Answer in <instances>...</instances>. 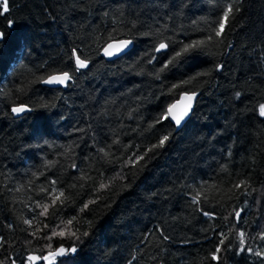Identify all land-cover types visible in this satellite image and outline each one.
Wrapping results in <instances>:
<instances>
[{
    "label": "trees",
    "instance_id": "16d2710c",
    "mask_svg": "<svg viewBox=\"0 0 264 264\" xmlns=\"http://www.w3.org/2000/svg\"><path fill=\"white\" fill-rule=\"evenodd\" d=\"M228 3L240 11L222 39L155 79L182 43L209 35ZM8 9L3 13L0 0V260L45 255L49 241L29 233L47 224L40 237L53 229L79 237L51 240L53 249L77 248L55 264H264L239 251L237 235L245 232V247L264 251V0H8ZM110 35L132 39L133 47L108 63L100 54ZM162 38L170 48L153 53ZM74 48L89 61L79 71ZM145 53L157 59L149 64ZM60 71L73 75L65 89L42 87L40 78ZM184 91L197 100L183 128L168 120L149 128ZM21 103L31 111L16 118L11 108ZM163 135H170L163 148L125 166ZM241 179L247 187L234 189ZM52 180L65 192L63 204L37 194ZM201 185L207 200L199 207L212 217L191 202ZM36 201L50 205L46 216ZM220 233L228 238L213 261Z\"/></svg>",
    "mask_w": 264,
    "mask_h": 264
},
{
    "label": "snow or ice",
    "instance_id": "6c2138e0",
    "mask_svg": "<svg viewBox=\"0 0 264 264\" xmlns=\"http://www.w3.org/2000/svg\"><path fill=\"white\" fill-rule=\"evenodd\" d=\"M2 8H3V13L8 12V0H2ZM240 11V8L236 6L233 3H228L226 7L224 8L222 15L218 18L217 22L212 26L211 32L209 35L202 39H197L193 40L189 43H182L181 47L179 48L178 51H175L170 58L156 71L153 73V76L155 79L159 80L160 79V74L169 69V67L173 66L177 61L181 60L183 57L186 55H189L190 53L193 52H198V51H204L209 47L211 43L219 42L223 34L225 33L226 27L228 25V22L231 17H233L234 12L238 13ZM2 14V13H0ZM116 21H114L115 23ZM12 21H9V26L11 27ZM131 26L132 28L136 27V21H131ZM195 23V21H194ZM149 35L153 34L151 32L147 33ZM157 34L162 35V29L157 30ZM5 34L3 32H0V40L4 39ZM133 43L132 39H116L114 36L109 37V42H107L104 47L102 48L103 55L106 57H113V56H118L119 54L123 53L131 44ZM170 48V38H162L159 40V43L154 45L153 47V53H164ZM72 57L75 60V70L79 71L80 69L86 68L88 66V59L84 58L82 59L80 55L77 54V50L74 48L72 50ZM145 56H149L150 58L148 59V63L151 64L153 63L157 57L155 54L152 53H145ZM132 67V66H130ZM221 66L217 65V69H219ZM143 71V70H141ZM199 75H207V73H198ZM73 79L72 73L69 71H60V72H54L50 73L45 77L40 78L41 83L44 84H57V85H64L68 86V82ZM191 79H195V77L190 78L189 81H182L181 84L179 85H172L169 88V92L172 93L174 92L177 88L182 87L184 84H187L191 81ZM20 91L21 89H17ZM240 93H237V96H239ZM196 96L195 92H192L189 94L187 91L181 92L180 93V100L176 101L174 103H171L167 106V108L156 118L154 124H150L149 128H152L155 126V124L162 123L164 120H172L175 122L177 126L181 124V122L187 117L191 111L192 108V101L194 97ZM48 105H44V107H47ZM12 113L14 114H20L25 111H31L25 104H19V105H14L11 108ZM258 112L261 117H264V103L260 104L258 107ZM170 135H163L158 139V142L156 144L151 145L150 148L144 150L143 154L139 155H134L133 157H129L128 160L125 162V166L131 165L132 167H136L140 163V161L145 160V158L148 156V153L152 152L154 153L156 149L158 148H163L165 144L169 141ZM113 143H118V141H113ZM67 151V150H66ZM99 152L103 153L104 157L109 156V152H107L104 148H100ZM48 165H51L52 162L48 161L46 162ZM73 168L76 167L75 164L72 165ZM35 175V174H33ZM79 179L81 180H90L92 179L91 177H88L86 174H82ZM57 181L52 180L50 181V188L42 186L40 187L38 191V195L40 193H45L50 199H51V205L55 206L57 202L59 201L60 204H63L67 197H65V192L63 189H57L56 187ZM248 185V181L241 179L238 183L233 185L234 189H245ZM83 186V185H82ZM108 187V185L101 183L99 188L104 189ZM23 190V186L15 189V191L19 192ZM207 191V189L201 185L199 189H193L194 194L191 196V202L195 205H197V210L201 211L204 216L207 217H212L214 214L210 213L208 211H205L202 207H199L201 204V198L207 200V196H204V192ZM243 194H247V192H244ZM95 201H90V203H94ZM35 207L36 208H41L42 211L39 213V216L43 217L46 216L49 210L50 205L47 203H44L43 205L40 203V201L35 202ZM88 204L86 203L84 205V208H87ZM34 208H29V211H34ZM83 210V209H82ZM241 212L242 210H236L234 212L235 218L237 223L239 222V219L241 217ZM36 219L37 223H39L38 218ZM227 219V217H225ZM72 220L67 221L68 225L72 224ZM23 223L25 225H28L29 228L33 227V220L30 219H24ZM9 227H12V225H9ZM48 225L44 224L43 228H47ZM43 228L36 227L33 232H30L29 235L32 236L34 239H39L43 238L49 241V243L46 245V248L48 249L47 253L45 255H37L34 252H29L25 258L21 260V264H36L37 261L43 260L45 264H55L56 258L60 256H65L70 253H75L77 251V248L75 246L71 248H65L63 245H60L59 247L53 249L51 240L55 236H60L64 237L65 235H72L75 238H79L76 235V232H66L64 229H60L59 231L53 229L51 231V234L46 235L44 237H40L38 234L43 231ZM160 232L161 237L163 238L164 241H167L170 239L169 236L164 234L163 229H157ZM89 233L84 232L83 235L87 236ZM238 238H239V251L243 252L247 250L249 253L254 254L259 257H264V251H254L251 247H245L246 245V233L243 231H239L237 233ZM259 239L264 240V231L258 234ZM221 239L219 240V244L217 245L215 252L210 253L211 260L213 261H219V253L222 251V247L225 243V240L228 238L224 233H220ZM147 239V237H146ZM3 238L0 237V242H2ZM28 243H31L29 241ZM11 259V264H17L16 259L9 257ZM135 259V257H133ZM0 264H5L4 260H0Z\"/></svg>",
    "mask_w": 264,
    "mask_h": 264
},
{
    "label": "water",
    "instance_id": "95a60500",
    "mask_svg": "<svg viewBox=\"0 0 264 264\" xmlns=\"http://www.w3.org/2000/svg\"><path fill=\"white\" fill-rule=\"evenodd\" d=\"M2 40H0V42H1ZM132 47H133V43L123 52V53H121V54H119L118 56H113V57H106V56H104L103 55V51H101V58L105 61V62H108V63H111V62H114V61H116L117 59H119V58H121V57H123L124 55H126L127 53H129L130 51H131V49H132ZM70 82V81H69ZM68 82V83H69ZM42 85V87H44V88H49V89H65L66 88V86H64V85H57V84H51V85H49V84H44V83H42L41 84ZM180 100V97L178 98V100L177 101H179ZM196 100H197V94H196V96L194 97V99H193V101H192V108H191V111H190V113H189V115L187 116V117H185V119L181 122V124L179 125V126H177L176 124H175V122L174 121H172V120H168V122L170 123V124H172V126L175 128V130L176 131H179L180 129H182L183 128V126L187 123V121L190 119V116H191V113L193 112V109H194V105H195V102H196ZM176 102V101H175ZM27 111H25V112H23V113H20V114H14V113H12V111H11V113H12V115L13 116H15V117H20V116H22V115H24L25 113H26Z\"/></svg>",
    "mask_w": 264,
    "mask_h": 264
},
{
    "label": "bare ground",
    "instance_id": "6f19581e",
    "mask_svg": "<svg viewBox=\"0 0 264 264\" xmlns=\"http://www.w3.org/2000/svg\"><path fill=\"white\" fill-rule=\"evenodd\" d=\"M27 112H28V111H27ZM27 112H26V113H27ZM14 117H15V116H14ZM20 117H21V116H20ZM16 118H19V117H16Z\"/></svg>",
    "mask_w": 264,
    "mask_h": 264
}]
</instances>
